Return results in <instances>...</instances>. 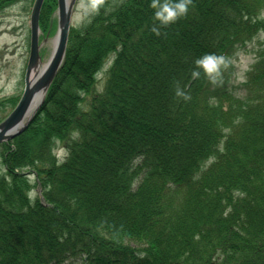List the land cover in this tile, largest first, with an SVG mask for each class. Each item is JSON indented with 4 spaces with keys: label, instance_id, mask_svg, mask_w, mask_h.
<instances>
[{
    "label": "trees",
    "instance_id": "1",
    "mask_svg": "<svg viewBox=\"0 0 264 264\" xmlns=\"http://www.w3.org/2000/svg\"><path fill=\"white\" fill-rule=\"evenodd\" d=\"M23 1L0 0V18ZM56 9L44 1L47 34ZM153 12L103 0L71 27L43 103L0 143V264H264V43L240 84L235 64L264 0H191L167 25ZM206 53L225 59L215 84L191 77Z\"/></svg>",
    "mask_w": 264,
    "mask_h": 264
},
{
    "label": "rangeland",
    "instance_id": "2",
    "mask_svg": "<svg viewBox=\"0 0 264 264\" xmlns=\"http://www.w3.org/2000/svg\"><path fill=\"white\" fill-rule=\"evenodd\" d=\"M33 1L24 0L8 7L0 18V99L6 97H20L24 90V74L29 57L30 47V14ZM85 0H76L72 15V27H79L92 13L84 14ZM264 18V13L262 15ZM56 25L47 34H40L41 57L44 63L49 59L53 51V41L56 36ZM258 42L264 43V30L258 38L250 43L246 50H241L236 57V83L240 84L246 78L252 64L255 62V48ZM110 64L108 61L98 73L96 91L101 90L106 80V70ZM11 111V110H10ZM9 111V112H10ZM9 112L6 114L8 115ZM60 158L64 157L65 151L58 150Z\"/></svg>",
    "mask_w": 264,
    "mask_h": 264
},
{
    "label": "water",
    "instance_id": "3",
    "mask_svg": "<svg viewBox=\"0 0 264 264\" xmlns=\"http://www.w3.org/2000/svg\"><path fill=\"white\" fill-rule=\"evenodd\" d=\"M43 2L44 0H35L32 7L30 54L25 72V89L16 107L0 123V142L10 140L26 129L43 103L48 88L65 57L75 0H71L70 3L66 0H58L57 41L51 57L45 64L40 57L39 43V18Z\"/></svg>",
    "mask_w": 264,
    "mask_h": 264
},
{
    "label": "clouds",
    "instance_id": "4",
    "mask_svg": "<svg viewBox=\"0 0 264 264\" xmlns=\"http://www.w3.org/2000/svg\"><path fill=\"white\" fill-rule=\"evenodd\" d=\"M103 0H88L84 6V14L96 12ZM191 0H150V7L154 10L153 16L160 25H167L174 22L178 17L185 15L188 11V6ZM152 31L159 35L157 27H153ZM195 67L191 71V77L193 79L198 78L203 71L204 75L213 84L217 83L218 78L221 75V68L225 66V59L221 55L214 53H206L198 57L194 61ZM175 95L182 97L184 100L190 99L187 92L182 90L179 86L175 89Z\"/></svg>",
    "mask_w": 264,
    "mask_h": 264
},
{
    "label": "bare ground",
    "instance_id": "5",
    "mask_svg": "<svg viewBox=\"0 0 264 264\" xmlns=\"http://www.w3.org/2000/svg\"><path fill=\"white\" fill-rule=\"evenodd\" d=\"M67 1V3H70L71 2V0H66ZM56 38L54 39V41H53V45L55 46V44H56Z\"/></svg>",
    "mask_w": 264,
    "mask_h": 264
}]
</instances>
